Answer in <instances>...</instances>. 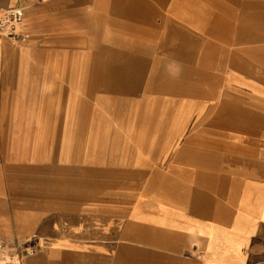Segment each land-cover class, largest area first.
<instances>
[{
    "label": "crops",
    "instance_id": "obj_1",
    "mask_svg": "<svg viewBox=\"0 0 264 264\" xmlns=\"http://www.w3.org/2000/svg\"><path fill=\"white\" fill-rule=\"evenodd\" d=\"M7 7L30 39L0 38V243L33 247L21 264H264V0Z\"/></svg>",
    "mask_w": 264,
    "mask_h": 264
},
{
    "label": "built area",
    "instance_id": "obj_2",
    "mask_svg": "<svg viewBox=\"0 0 264 264\" xmlns=\"http://www.w3.org/2000/svg\"><path fill=\"white\" fill-rule=\"evenodd\" d=\"M24 15L20 7L0 8V38L16 44L27 43L29 33L22 30ZM34 254V248L25 243L6 246L0 243V264H21L25 257Z\"/></svg>",
    "mask_w": 264,
    "mask_h": 264
},
{
    "label": "rangeland",
    "instance_id": "obj_3",
    "mask_svg": "<svg viewBox=\"0 0 264 264\" xmlns=\"http://www.w3.org/2000/svg\"><path fill=\"white\" fill-rule=\"evenodd\" d=\"M83 82L84 81H80V80H78L77 81V83H78V87H84L83 86ZM78 98V106L80 107V99L82 98L81 96H78L77 97ZM83 99V98H82ZM29 130V133H28V135L29 136H37L38 135V133H39V135H43V131H44V129H39V128H33V129H28ZM80 131H82L83 132V129H77V133L78 134H81V133H79ZM83 134V133H82Z\"/></svg>",
    "mask_w": 264,
    "mask_h": 264
}]
</instances>
